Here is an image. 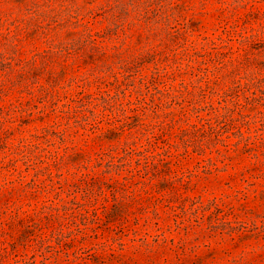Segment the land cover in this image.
<instances>
[{"label": "rangeland", "instance_id": "rangeland-1", "mask_svg": "<svg viewBox=\"0 0 264 264\" xmlns=\"http://www.w3.org/2000/svg\"><path fill=\"white\" fill-rule=\"evenodd\" d=\"M0 264H264V0H0Z\"/></svg>", "mask_w": 264, "mask_h": 264}]
</instances>
